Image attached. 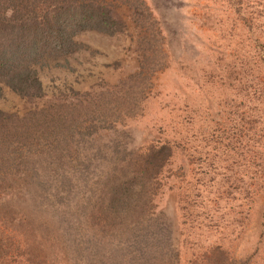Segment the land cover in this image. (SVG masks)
I'll return each instance as SVG.
<instances>
[{
  "label": "rangeland",
  "instance_id": "rangeland-1",
  "mask_svg": "<svg viewBox=\"0 0 264 264\" xmlns=\"http://www.w3.org/2000/svg\"><path fill=\"white\" fill-rule=\"evenodd\" d=\"M113 1L125 30L79 34V53L43 75L48 100L87 108L91 94L100 107L94 116L114 128L87 141L92 152L78 172L68 155L61 170H38L48 180L41 198L22 186L7 200L50 221L64 264H134L148 254L120 252L139 248L125 238L94 235L76 199L84 201L111 172L115 145L127 159L137 149L169 145L172 157L158 175L153 202L168 222L161 247L172 241L178 264H201L214 246L264 264V0H133L140 18ZM138 74L139 114L120 121L127 93L116 88ZM12 106L25 103L4 93L0 107ZM115 249L108 260L107 250Z\"/></svg>",
  "mask_w": 264,
  "mask_h": 264
},
{
  "label": "trees",
  "instance_id": "trees-1",
  "mask_svg": "<svg viewBox=\"0 0 264 264\" xmlns=\"http://www.w3.org/2000/svg\"><path fill=\"white\" fill-rule=\"evenodd\" d=\"M117 3L134 11L136 18L143 16L133 0ZM118 8L113 0H0V101L4 93H10L25 103L22 108L0 107V264H64L50 221L7 197L23 186L26 193H38L41 198L48 180L41 178L38 170H61L68 155L78 172L90 150L87 141L114 128L115 124H100L101 119L106 121L101 114L94 116L100 107L91 94L85 102L87 108H82L81 101L48 100L43 73L50 66L57 70L60 61L68 62L79 53L83 48L76 39L79 34L95 31L114 36L124 31L126 24L119 18ZM140 77L129 76L116 88L127 93L121 99L120 121L139 114L144 99L137 89ZM136 94L140 99L132 97ZM32 103L36 104L31 108ZM112 151L118 155L109 159L117 158L111 172L84 201L76 199L77 205L85 206L81 214L84 222L91 223L94 235L138 244L139 248H120V252L148 254V258L134 257V264L140 259L141 264H178L172 241H167L166 250L158 241L168 222L164 214L155 213L153 203L158 175L172 157V148L137 149L128 159L119 155L116 145ZM32 182L34 190L28 186ZM73 248L78 250L75 244ZM116 249L107 250L108 260ZM159 250L162 255L156 260ZM152 259L156 262L151 263ZM201 264H248V260H238L214 246L203 254Z\"/></svg>",
  "mask_w": 264,
  "mask_h": 264
}]
</instances>
